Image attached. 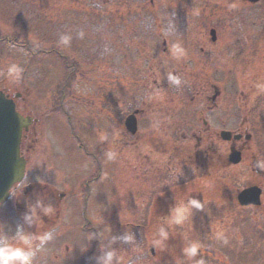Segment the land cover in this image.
Here are the masks:
<instances>
[{"label": "rangeland", "instance_id": "1", "mask_svg": "<svg viewBox=\"0 0 264 264\" xmlns=\"http://www.w3.org/2000/svg\"><path fill=\"white\" fill-rule=\"evenodd\" d=\"M231 4L237 6L232 8ZM247 4L241 0H0V39L4 40H0V68L10 62H17L25 69L20 81L13 82L0 76V89L20 93L21 110L23 107L27 114L41 119L36 126L39 137L34 147L36 153L31 155L29 164L32 179L27 176L25 182L35 184L37 181L50 180L68 193L62 203L63 214L59 222L63 223L64 233L68 234L66 238L70 239L72 250H81L88 237V234L84 235L81 227L83 230L92 227L91 224L84 225L78 215L85 209L86 217L92 220V224L99 225L95 238L106 228L110 229L111 236L123 237L128 232L134 235L133 246L121 239L111 245V249L125 256L126 264L129 258L132 264L157 263L150 254L147 256L151 237L144 246L145 257L143 255L141 259L139 256L143 253L141 240L146 235L143 231H137L134 225L138 223L146 228L150 226L157 229L160 222L153 224L162 216L149 213L153 209L157 210L162 203L169 208L175 202L185 200L183 197L171 199L169 193L174 190L177 191L175 196H187L188 192L184 191V187L188 191V179L192 181L193 189L199 188L200 184L194 178L196 174L184 179L179 174L182 165L168 162V154H150L140 142L136 146L120 149L119 138L122 142L134 140L122 128L124 117L132 109L144 108L146 117L153 118L151 109L154 101L159 99L158 103L163 106L161 112L175 116V123L171 119L162 123L163 126L175 127L182 147L186 150L188 147L194 149L196 140L192 133L199 135L201 123L195 125L194 122L189 124L179 121L193 120L194 109L198 108L193 106L200 99V84L203 79L211 77L212 70L215 71L219 65L224 77L221 82L231 84L239 70L242 74L243 69L254 67L253 45L258 46L264 41V26L256 27V32L259 31L260 34L252 31L257 25L252 13L264 15V2L257 6ZM193 9H198L199 14L193 15ZM230 9H234L235 16L229 19L225 15ZM170 22L174 24L175 32L165 37L163 32ZM211 23L218 29L225 50L233 47L230 36L234 34L232 28L237 24L242 23L237 31L238 36L257 38L246 42L242 40V54L234 61L225 58L216 65V54L199 53L195 46L200 44L207 50L215 47V44L207 43L210 36L208 30L213 26ZM81 32L83 37L79 35ZM62 35L71 37L68 46L59 43ZM4 38L14 39L15 43L10 45ZM176 42L181 43L187 52L186 57L180 60H174L168 54L169 48ZM27 45L29 52L34 53L31 56L21 49ZM62 55L68 57V65ZM56 57L64 59L60 61ZM196 58L199 59L202 70L195 67ZM178 61H182V64ZM185 61L192 62L193 67H183ZM108 65L109 70L106 68ZM125 65L127 69L124 72ZM171 66L176 70H170ZM168 72L181 78L180 86L169 82ZM189 72L192 74L189 75ZM65 80H68V89L62 87L65 94L60 98L58 89ZM73 93L79 97L91 93L94 97L79 99L80 102L77 101L78 105L73 109L71 104L67 108L58 107L59 103L71 100L69 98L74 96ZM55 100L57 106H54ZM148 121L149 127L161 126L160 123L153 124L150 119ZM140 131L141 139L149 140L151 135ZM101 134H107L106 144L105 141H100ZM165 138L168 139L167 136ZM79 140L82 142L81 147L77 144ZM147 148L151 150L150 147ZM39 150L42 154H39ZM109 150L118 153L114 161H107L104 156ZM88 151L96 154L100 160L102 175L98 174V166L86 154ZM139 153L142 156H138ZM94 175L93 185L85 191V182ZM68 186L83 188L80 192L87 193L88 204H84L80 193H69ZM93 186L95 192L92 190ZM71 193L73 196L70 198ZM157 194L167 197L164 199L163 196L154 208L153 200ZM36 195L29 194L27 203L31 199L41 200V196ZM197 200L200 201L199 198ZM22 202L26 203V200L23 199ZM10 203L11 201L0 206L10 205V208ZM192 210L199 212L195 208ZM1 214L6 215L0 210ZM192 217L182 229L177 228L170 232L169 242L171 245L174 243V247L168 251V259L173 262L184 256L182 248L185 241L182 232H187L190 238L200 239L204 248L209 249L206 247L207 243H218L213 237L214 231L210 229L223 230L230 226L228 221L231 215H224L222 222L220 215L218 219L212 215ZM100 218L103 219L101 224L97 222ZM246 219L248 225L245 228L244 219H239L238 226L245 232L252 231L250 228L255 225L248 217ZM210 220L218 224L211 225ZM3 227L0 222L2 233ZM15 233L16 231L10 232V236ZM90 234L94 238V234ZM211 237L214 239L210 240ZM108 241L109 238L102 240L99 237V246L94 250L96 259L103 255L101 244L106 246L104 251L110 250L107 247ZM228 241L239 248L244 243L234 237H230ZM85 244L87 246V242ZM137 246L138 250L134 251L133 248ZM43 254L47 256V252ZM164 262L168 264L169 261ZM90 264L98 262L91 261Z\"/></svg>", "mask_w": 264, "mask_h": 264}, {"label": "flooded vegetation", "instance_id": "2", "mask_svg": "<svg viewBox=\"0 0 264 264\" xmlns=\"http://www.w3.org/2000/svg\"><path fill=\"white\" fill-rule=\"evenodd\" d=\"M233 12L234 9H230L225 17H234ZM252 15L257 23L252 31L260 34L259 31L256 32V27L264 26V15L255 12ZM256 38L254 36H232L233 47L231 50H225L221 36L212 35L207 38V43H213L215 47L209 50L203 47L200 49L205 54H216L218 56L216 65H218L227 56L234 61L243 53L240 44L242 40L246 42ZM252 56L255 60L254 67L243 69L242 74L239 70L231 84L221 82L224 77L219 65L215 71L212 70L211 77L203 79L200 85L199 104L193 107H198V109H194V114L198 113L199 123H201L199 135L192 133L196 140L194 149L188 147L186 150L182 147L181 142L176 139L175 127H159L154 130L150 138L155 154L162 156L168 154V162L172 161L176 164L178 162L179 165H182L179 169L181 176L188 179L194 174L197 175L194 178L200 184L199 188L193 189L192 181L188 179L190 182L188 191L184 187V191L188 192L187 196L181 194L175 196L177 191L172 190L169 193L171 199L183 197L186 201L191 197L199 198L201 203L206 202L204 209L199 212L192 210V215H212L216 219H218V215H231L230 228L228 226L221 229L226 241L230 237L236 238L237 231H239V238L244 242L240 248L238 245L220 240H217L216 245L207 243L206 247L209 249L204 248L202 256L198 255L193 258V261H188L184 256L182 259L179 258L184 261V264H195V261L201 258L205 260V264H264V92H259L255 87L257 83L264 82V41L258 46L253 45ZM204 74L206 75L205 72ZM157 100L160 102L159 99L154 101L153 112L156 115L153 116V122L155 124L165 123L173 119L174 115H166L161 112L162 107ZM173 108L175 109V107ZM142 112L144 113V111L140 113ZM172 122L175 123L174 119ZM188 122L191 124L193 121L190 119ZM36 123L34 121L25 130L23 136L21 148L26 162V179L23 183L13 187L11 195L14 194L15 198L10 197L12 207L8 208V211L10 210L6 212L8 215H0L1 225H4L2 234L10 240L13 237L10 236V232L17 231L18 228L31 235L56 230V239L46 245L49 249L47 256L43 254L44 252L37 253L36 264H63L64 250L69 251V248L65 246L64 249L63 223L60 224V219L63 214L62 203L68 193L63 188L51 183L50 180L37 181L35 184L30 181L25 182L28 179L27 176L32 179L29 164L31 155L36 153L34 147L39 140ZM224 131H227L228 135L224 134ZM141 137L142 133L137 134L135 143L138 141H141L142 144L147 143V140L143 141ZM128 143L127 140L124 141V145ZM138 156H142V153H139ZM88 185L89 183L86 182V186ZM31 193L41 196L43 205L53 207L55 213L44 215L40 209H37L40 221L37 222L33 219L30 223L26 217L31 216L30 209L37 202L31 199L27 203ZM166 197L167 195H164V199ZM23 199L26 200V203L22 202ZM18 208L21 209V212H15V209ZM168 210L165 203H162L153 215L163 217L168 214ZM162 217L155 222V225L159 222L162 223ZM236 217H238L237 220L249 217L255 225L250 228L252 231L247 233L242 229L235 228ZM209 222L214 226L218 224L211 220ZM157 229L154 231L153 238ZM216 229L211 228L210 230L215 231ZM212 239L214 238L211 237L210 240ZM34 243H38V241ZM167 250H170V245L167 242L164 250L154 248L152 244L150 248L151 254L161 260L170 256ZM90 255L89 250L88 253L78 256L82 257L83 262L85 257H90ZM172 263L176 264V261Z\"/></svg>", "mask_w": 264, "mask_h": 264}, {"label": "clouds", "instance_id": "3", "mask_svg": "<svg viewBox=\"0 0 264 264\" xmlns=\"http://www.w3.org/2000/svg\"><path fill=\"white\" fill-rule=\"evenodd\" d=\"M236 4H231L230 7L235 8ZM199 10L193 9V15H198ZM175 32V26L173 23H169L168 27L164 30L163 34L165 37L173 34ZM83 37V33L79 34ZM71 37L69 35H62L60 37L59 43L68 46L70 44ZM168 54L174 60H180L186 57V49L181 45V43L176 42L169 48ZM25 69L17 62H10L5 67L0 68V76L6 79L16 82L23 78ZM167 79L172 85L180 86L182 83L181 78L178 75H174L173 72L167 73ZM259 92H264V82H259L255 85ZM101 142L107 141V134H101L99 137ZM107 161H114L118 153L115 150H109L104 153ZM13 198L14 194L11 195ZM205 203H201L199 200L189 197L186 201L181 200L175 202L169 207L168 214L162 217V223L157 229L153 240L151 241L154 248H160L164 250L166 242L170 238V232L176 230L177 228L182 229L192 217V209H204ZM40 209L44 215H53L55 209L51 206L45 207L41 200H37L35 206L31 207V216L26 217V219L31 221L35 219L37 222L40 221V216L37 212ZM99 224L103 223V219L100 218L97 221ZM183 240L185 241L182 248L184 257L188 261H193V258L198 255L202 256L204 244L200 239L190 238L187 232L181 233ZM56 230L44 231L39 235H31L22 229H17L15 235L9 240L5 235L0 232V264H36V256L39 252H47L49 245L52 241L56 239ZM99 236L103 238H109L107 247L110 250L104 251L106 247L104 244L100 245L103 255L97 258L98 264H126L125 256L118 254L115 249H111V245L115 243L117 239L123 240L125 243L130 245H135V237L132 233H126L123 237H116L110 235V229H104V231L99 233ZM213 237L216 240L226 241V237L222 230L217 229L213 232ZM88 240L93 239V236H89ZM38 243H34L37 242ZM134 251L138 250V246L133 248ZM65 251V250H64ZM70 251V249H69ZM81 251H87V246L81 248ZM127 264H132V260L129 258ZM176 264H184V261L177 258ZM195 264H205L203 258L195 261Z\"/></svg>", "mask_w": 264, "mask_h": 264}, {"label": "water", "instance_id": "4", "mask_svg": "<svg viewBox=\"0 0 264 264\" xmlns=\"http://www.w3.org/2000/svg\"><path fill=\"white\" fill-rule=\"evenodd\" d=\"M26 124L27 119L15 110L13 101L0 91V202L6 200L10 187L23 176L24 160L19 155V142L21 128ZM125 125L135 132L133 115L126 118Z\"/></svg>", "mask_w": 264, "mask_h": 264}]
</instances>
